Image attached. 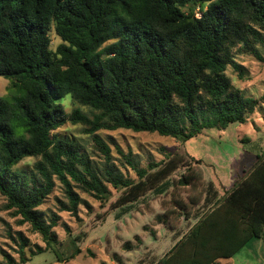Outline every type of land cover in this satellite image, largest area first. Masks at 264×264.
<instances>
[{
	"label": "trees",
	"instance_id": "1",
	"mask_svg": "<svg viewBox=\"0 0 264 264\" xmlns=\"http://www.w3.org/2000/svg\"><path fill=\"white\" fill-rule=\"evenodd\" d=\"M51 31L60 39L55 48ZM261 47L264 0H0V76L8 80L0 96L4 208L49 248L59 244L51 230L57 215L47 222L39 207L56 181L66 199L57 201L58 209L74 216L79 205H88L81 194L104 206L113 188L118 196L111 208L128 211L147 193L164 195L175 182L187 186L188 202L172 195L175 206L157 220L170 221L171 230L172 216L197 220L153 264H218L250 239L264 241V151L215 199L218 192L206 184L199 159L190 156L191 163L174 153L140 167L126 157L133 179L109 164L110 147L97 134L126 129L184 142L209 126L244 123L264 104V95L245 97L226 70L230 66L242 77L236 56L264 62ZM66 96L77 105L69 112ZM67 123L90 136L92 153H101L104 166L73 140L52 134ZM29 157L35 158L30 169L18 167ZM180 168L184 172L175 180ZM17 236L25 260L28 240ZM79 252L76 247L66 259ZM0 255V264L16 263L3 248Z\"/></svg>",
	"mask_w": 264,
	"mask_h": 264
},
{
	"label": "rangeland",
	"instance_id": "2",
	"mask_svg": "<svg viewBox=\"0 0 264 264\" xmlns=\"http://www.w3.org/2000/svg\"><path fill=\"white\" fill-rule=\"evenodd\" d=\"M50 38L51 47L55 48L60 39L54 31L50 32ZM260 49L264 54V48ZM236 61L244 66V74L239 77L229 66L226 74L232 83L245 97L259 98L264 95V62L249 54L237 55ZM7 85L8 80L0 76V96L7 92ZM64 106L69 112L77 105L70 96H66ZM82 110L90 113L88 107H83ZM52 134L73 140L85 148L98 165L104 166L103 156L98 151H95V155L92 153L91 138L82 133L80 126L67 123ZM97 134L110 147L109 164L117 166L133 179H136V174L126 157L133 164L145 167L149 162H159L174 153L185 155L191 163H194L191 157L199 159L200 164L208 168L212 166L220 172V176H227L234 171L241 174L243 167L249 168L256 161L257 155L264 151V104L247 115L244 123L229 124L225 129L209 126L200 135L184 142L155 133L126 129H103ZM34 161L33 157L26 158L18 167L28 170ZM182 172L184 169L180 168L173 176L177 178ZM186 189L176 191L174 196L177 194L180 198L187 197ZM110 190L109 202L104 206L92 196L81 194L88 205H79L77 216H74L68 211L58 209L57 201L66 199L59 182L56 181L50 197L39 207L47 222L52 214L57 215L56 224L51 230L59 244H52L49 248L42 236L32 231L28 223L19 224L20 217L13 215L12 210L4 208L5 198L0 194V248L14 257L15 264H153L173 246L176 239V235L168 227L170 221L167 225L157 220V215H161L164 209L172 208V193H147L130 210L122 211L125 207L111 208L110 204L118 193L113 188ZM181 219L176 220L172 216L171 222L178 226L180 233H185L195 219L188 222L183 217ZM151 230L154 231L153 234ZM18 232L28 240L23 254L25 260L19 255ZM126 241L131 242L129 249L123 247ZM76 247H79L80 252L67 260ZM30 250L35 253L31 255ZM55 252L61 256L62 262L57 261ZM231 259L228 264H264V241L261 238L252 239ZM220 262L227 263V260Z\"/></svg>",
	"mask_w": 264,
	"mask_h": 264
},
{
	"label": "crops",
	"instance_id": "3",
	"mask_svg": "<svg viewBox=\"0 0 264 264\" xmlns=\"http://www.w3.org/2000/svg\"><path fill=\"white\" fill-rule=\"evenodd\" d=\"M200 167L202 168V170H203V176H204V179H205V182H206V184H208L209 182H211V184H212V186H213V189L214 190H217V192H218V195L215 197V199L216 198H219V197H221L222 196V194L224 193V191L226 190V189H228V188H230L231 186H232V184L234 183V181H235V179H236V177L238 176V175H240V174H238L236 171H234V173H228L227 174V176H220L219 174H220V172L219 171H217V170H215V168H213L212 166H210L209 168L207 167V166H204L203 164H200ZM244 169H246L245 167H243V169H242V172H243V170ZM209 176H208V175ZM173 178L176 180L177 178H178V176H177V178H175L174 176H173ZM183 188H187V186H182V185H179L178 183H175L174 182V184H173V186H170V188H169V190L167 191L168 193H172V195H174V193L177 191L178 192V190L180 191V189H183ZM166 192V193H167ZM165 193V194H166ZM172 195H171V197H172ZM175 197V199H176V201H180V203H186V202H188V197H183V198H180L179 196H177V194L174 196ZM203 199L204 198H202V200L199 202V205L198 206H200L202 203H203ZM214 198H213V201L215 200ZM175 205H173L172 207H174ZM197 206V207H198ZM197 207H196V209H197ZM166 209H164V211H165ZM163 211V212H164ZM195 211V209L193 210V212ZM162 212V213H163ZM194 214V213H193ZM180 220H182L181 218H179ZM192 219H195V222H196V220H197V217H195L194 215H192V217H190V219H188V220H186V219H184L185 221H190V220H192ZM194 222V223H195ZM179 223V222H178ZM193 223V224H194ZM193 224H191L190 225V227L193 225ZM189 227V228H190ZM172 232H173V234L175 235V231H179V228H178V226H176V228L175 229H173V230H171ZM187 232V231H186ZM181 234H184V233H179V235L178 236H176V239H175V242L180 238V236H181ZM252 239H258V238H252ZM252 239H250L249 240V242L252 240ZM174 242V243H175ZM248 242V243H249ZM174 243H173V245H174ZM247 243V244H248ZM246 244V245H247ZM245 245V246H246ZM244 246V247H245ZM234 257V256H233ZM233 257H231V258H233ZM231 258H229V259H219L217 262H218V264H221V262L220 261H223V260H227V263L225 262V263H223V264H228V261H231L232 259Z\"/></svg>",
	"mask_w": 264,
	"mask_h": 264
}]
</instances>
